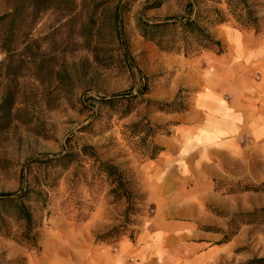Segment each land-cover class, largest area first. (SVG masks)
Returning a JSON list of instances; mask_svg holds the SVG:
<instances>
[{
	"label": "rangeland",
	"instance_id": "rangeland-1",
	"mask_svg": "<svg viewBox=\"0 0 264 264\" xmlns=\"http://www.w3.org/2000/svg\"><path fill=\"white\" fill-rule=\"evenodd\" d=\"M245 1L264 17V0ZM15 7L16 19L0 22V194L29 189L22 203L32 231L14 203H0V264H139L157 210L139 179L164 150L157 139L194 120L205 92L229 81L236 65L248 72L239 155L247 179L200 183L176 200L201 206L192 216L178 210V244L191 229L190 240L205 243L198 254L212 251L177 264H264V21L260 33L241 25L226 0H0V17ZM213 11L226 22L208 28ZM188 16L222 43V54L161 49L143 34L142 23ZM243 52L250 60L238 63Z\"/></svg>",
	"mask_w": 264,
	"mask_h": 264
},
{
	"label": "crops",
	"instance_id": "crops-1",
	"mask_svg": "<svg viewBox=\"0 0 264 264\" xmlns=\"http://www.w3.org/2000/svg\"><path fill=\"white\" fill-rule=\"evenodd\" d=\"M261 55H264V45ZM256 57H259V53ZM237 60L238 63L246 62L250 60V56L243 52L237 56ZM239 67L236 65L227 71L229 81L219 89L205 92L202 103L204 110L194 111L191 114L196 115L194 120L186 117L182 121V130L179 128L171 138L157 139L158 145L164 150L153 161L150 173H145L146 177L139 179L140 186L157 209L152 220L154 226L152 225L151 229H154L148 236L150 248L146 252L149 254L142 257L139 264H152L153 260L149 256L151 253L159 255L161 261H170L169 264L184 263V258L192 260L195 254L200 253V247L206 248L205 243H200L198 239L193 242L192 237L190 240V229L187 235L189 240L179 245L184 234L183 227L178 228L176 220L184 212V208L187 216H192V213H199L201 206L187 200V204L181 207L177 205L176 200L188 199L200 183L215 182V179H247L246 165L242 170L239 155L242 134L245 131L244 119L247 116L245 104L240 99V87L248 72L241 74ZM225 93L231 94L228 102L223 101ZM256 107L257 105H254L252 113ZM252 118L256 119V116ZM185 128L189 131L184 132ZM225 157L233 162L228 169H225L228 167ZM212 194V199L215 200V193ZM179 209L183 211L179 212ZM215 231L217 230L212 229L210 233L215 234ZM141 244L144 247L145 238ZM185 245L188 247L185 248ZM211 252L198 254L195 262L200 263V259L204 260V256L212 254Z\"/></svg>",
	"mask_w": 264,
	"mask_h": 264
},
{
	"label": "trees",
	"instance_id": "trees-1",
	"mask_svg": "<svg viewBox=\"0 0 264 264\" xmlns=\"http://www.w3.org/2000/svg\"><path fill=\"white\" fill-rule=\"evenodd\" d=\"M227 6L231 12H233L236 20L243 26H251L256 33H260L262 29L261 23L263 18H255L252 12L247 11V3L245 0H226ZM192 6V3L190 4ZM242 7L245 10L236 11V8ZM17 7H15L13 13L0 17V22L5 20H14L17 17ZM214 19L207 22L208 28L221 25L226 22V18L218 11H213ZM199 18H174L167 19L163 22H156L152 25L142 23V30L145 37L152 42H155L159 48L175 50L177 46H180L181 50H191L194 47H198L205 50H217L220 54L224 52L222 43L217 41L208 31L206 27L202 26ZM253 24V25H252ZM178 48V50H179ZM97 158V157H95ZM102 166L106 169V173L111 176H119L118 171L109 164L102 163ZM122 180H118L119 186L122 185ZM29 193V189H20L15 194H0L1 204H13L16 212V216L24 220L26 224L27 234H30L32 217L28 207L22 203V200ZM35 247L37 246V240L31 237L29 240ZM261 262V261H260Z\"/></svg>",
	"mask_w": 264,
	"mask_h": 264
}]
</instances>
